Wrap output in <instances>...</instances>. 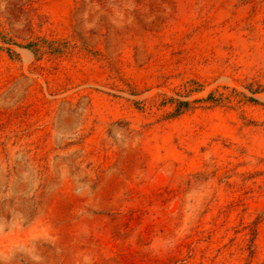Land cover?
Returning <instances> with one entry per match:
<instances>
[{
    "label": "rangeland",
    "instance_id": "374dc122",
    "mask_svg": "<svg viewBox=\"0 0 264 264\" xmlns=\"http://www.w3.org/2000/svg\"><path fill=\"white\" fill-rule=\"evenodd\" d=\"M0 264H264V0H0Z\"/></svg>",
    "mask_w": 264,
    "mask_h": 264
},
{
    "label": "trees",
    "instance_id": "16d2710c",
    "mask_svg": "<svg viewBox=\"0 0 264 264\" xmlns=\"http://www.w3.org/2000/svg\"><path fill=\"white\" fill-rule=\"evenodd\" d=\"M254 100H256V99H254Z\"/></svg>",
    "mask_w": 264,
    "mask_h": 264
}]
</instances>
